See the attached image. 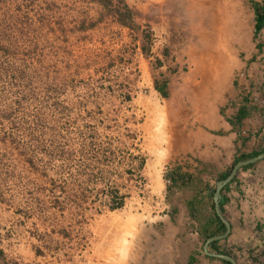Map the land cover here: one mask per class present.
Listing matches in <instances>:
<instances>
[{
	"label": "rangeland",
	"instance_id": "374dc122",
	"mask_svg": "<svg viewBox=\"0 0 264 264\" xmlns=\"http://www.w3.org/2000/svg\"><path fill=\"white\" fill-rule=\"evenodd\" d=\"M251 1L126 0L159 11L140 20L153 34L148 58L141 36L94 0H0V264H136L174 205L197 199L199 216L210 214L212 199L200 197L236 156L218 165L204 145L182 152L190 136L226 133L204 124L195 90L216 56L233 64L220 114L233 118L226 109L244 98L254 107L237 153L264 147V30L254 37ZM161 72L169 99L154 86ZM177 167L194 181L168 196L165 174ZM238 256L264 263V244L247 242Z\"/></svg>",
	"mask_w": 264,
	"mask_h": 264
},
{
	"label": "crops",
	"instance_id": "0c3cea01",
	"mask_svg": "<svg viewBox=\"0 0 264 264\" xmlns=\"http://www.w3.org/2000/svg\"><path fill=\"white\" fill-rule=\"evenodd\" d=\"M216 57L218 59L217 64L212 67L207 65V68L211 69L203 72L202 81L196 85L195 90L199 93L201 99L199 107L202 113L207 115L206 120L203 121L204 124L208 125L214 132L223 129L227 134L209 133L205 139L195 138V135L190 136L186 140L189 143L185 144L186 146L183 149L185 151L182 153L188 154L190 151L197 150L204 145L206 149L208 148L212 152V154L207 153V151L206 153L214 157V159L208 157L206 160L214 161L219 165L221 158L228 159L231 155L235 154L237 157L244 153H237L236 143L238 140H242L244 144L247 138H244L243 135V139L240 138L237 129L230 122L237 114L236 110L226 109L227 115L229 117L233 116L230 119H225L220 114L222 108L228 104L230 99L227 94L232 92V87L224 82L226 77L229 76L233 64L229 62L232 59L231 56ZM248 118L244 121L241 130L245 129ZM180 146L181 144L178 143V147ZM258 166L256 164L252 168L241 170L235 181L224 192L225 197L228 199L225 205V216L231 223L232 233L228 239L220 244L231 246L234 251H237L235 249H239L241 245L247 242L250 245L253 242L264 244V206L262 205L263 198L260 195L263 188L255 179ZM212 191L211 188L208 189L207 197H200V199L209 202L208 197ZM192 200L194 199H189V201ZM189 201L174 205L176 212L172 216L170 211L167 210L159 225L162 228L156 226L148 229L151 233L148 235L149 242L146 244V241L142 239L145 246L138 247L136 264H224L221 259L210 257L205 253V239L198 231L197 223L190 216ZM210 249L213 251L212 248ZM251 261L264 264L259 258H253Z\"/></svg>",
	"mask_w": 264,
	"mask_h": 264
},
{
	"label": "trees",
	"instance_id": "16d2710c",
	"mask_svg": "<svg viewBox=\"0 0 264 264\" xmlns=\"http://www.w3.org/2000/svg\"><path fill=\"white\" fill-rule=\"evenodd\" d=\"M95 2H98L101 4L106 10L107 13L111 16H114L116 18V21L122 25L123 27L129 28L131 31L135 32L136 34L140 35L142 38V50L146 57H150L151 53V41H152V31L151 27L147 25L148 29H143L142 24L140 23V20H147V21H153L156 19V16L159 14L158 10L151 9L150 13H142L139 10L133 9L126 0H94ZM254 11H255V32L254 37L257 38L259 34L264 30V2L260 3L258 1H251ZM176 11L170 10L172 13H177L178 8L175 6ZM183 10L182 6L180 8ZM169 11V12H170ZM149 43V45H148ZM263 45L259 44L258 48L261 51V48ZM168 54V51L165 53ZM163 66V63L161 60L157 61L156 68H161ZM154 86L155 89L162 95L163 98L169 99L171 97V81L170 78L163 72L159 73L158 76H154ZM242 105L239 107L237 114L233 119L230 120L231 124L234 126L235 129H237L238 134L240 138L242 137V126L244 124V121L247 117H249L254 107L249 106L248 98L243 99ZM253 108V109H252ZM258 114L264 118V109L259 110ZM264 152V147L262 150L254 151L251 153H242L240 156H237L232 164V166L224 173L220 175V180L226 179L229 174L231 173L233 167L242 160H246L249 158H253L258 156L259 154ZM264 161V160H263ZM30 164L33 166L34 162L33 160L30 161ZM256 164L249 165L244 167L242 170H246L249 168L254 167ZM165 180L167 185V191L168 196L174 194V192L181 190L182 188L189 187L191 183L194 181V175L189 172H184L181 167H177L173 169L172 171H169L165 174ZM235 181V180H234ZM233 181V182H234ZM231 185V184H230ZM226 186L223 190V193L227 190V188L230 186ZM206 191H208V187H205ZM216 187L213 189L212 193L209 195V197L212 199L211 204V212L206 217H200L199 216V207L197 199L189 201V212L190 216L195 220L196 223H198V231L201 233V235L204 237L205 242H207L208 239L217 236L222 235L226 233L227 228L225 223L223 222L222 218L216 213L215 210V202H214V191ZM202 192H200L201 194ZM117 195V192H116ZM115 198V197H114ZM228 199L223 195V198L221 199L220 206H221V212L222 215L225 216V205L227 203ZM117 202V200H115ZM124 200L121 199L119 202H117L115 205H112L111 208L113 210L123 208L124 206ZM227 219V218H226ZM211 248L215 252L219 253H228L231 255V252H228L226 250L221 249L219 246V242H215L211 244ZM3 254L0 251V257H2ZM224 264H232L228 261H222Z\"/></svg>",
	"mask_w": 264,
	"mask_h": 264
},
{
	"label": "water",
	"instance_id": "95a60500",
	"mask_svg": "<svg viewBox=\"0 0 264 264\" xmlns=\"http://www.w3.org/2000/svg\"><path fill=\"white\" fill-rule=\"evenodd\" d=\"M262 160H264V152L259 154L256 157L239 161L233 167L231 173L229 174V176L226 179L216 181V189L214 191L215 210H216V213L222 218L223 222L225 223L227 231H226V233H224L222 235H217V236H214V237L207 240V242L205 243V246H204V251L208 256L218 258V259H221L223 261H228V262H231L232 264H238V262L236 261V259L233 256H230L228 254H223V253L211 252L209 250V247H210V244H212L214 242L226 240L232 233L231 223L229 222L228 219H226L222 215V212H221L220 202H221V199L223 198V195H224L223 194L224 188L226 186L230 185L231 183H233V181L236 179L238 173L244 167L249 166V165H253V164H257V163L261 162Z\"/></svg>",
	"mask_w": 264,
	"mask_h": 264
},
{
	"label": "flooded vegetation",
	"instance_id": "af4514ba",
	"mask_svg": "<svg viewBox=\"0 0 264 264\" xmlns=\"http://www.w3.org/2000/svg\"><path fill=\"white\" fill-rule=\"evenodd\" d=\"M263 161V160H262ZM240 173V172H239ZM238 173V174H239ZM238 176V175H237ZM224 194V193H223ZM230 237V236H229ZM228 237V238H229ZM227 238V239H228ZM222 241H224V240H221V241H217V242H219V246L221 247V249H223V250H226V251H228V252H231V255L230 254H228V255H230V256H233L235 259H236V261L238 262V264H242V262L240 261V259H239V256H238V251H239V249H235V250H237V251H234L233 249H232V247L231 246H223V245H221L220 243L222 242ZM206 243V242H205ZM215 243V242H214ZM213 244V243H212ZM211 244H210V247H209V250L211 251ZM211 252H215V251H211ZM216 253H219V252H216ZM223 254H226V253H223ZM221 261H223V260H221Z\"/></svg>",
	"mask_w": 264,
	"mask_h": 264
}]
</instances>
